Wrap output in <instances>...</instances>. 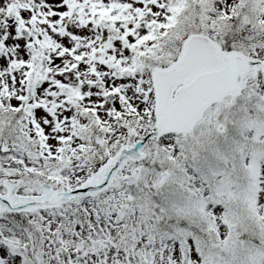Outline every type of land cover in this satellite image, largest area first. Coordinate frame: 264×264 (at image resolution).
Returning <instances> with one entry per match:
<instances>
[{"label": "snow or ice", "instance_id": "snow-or-ice-1", "mask_svg": "<svg viewBox=\"0 0 264 264\" xmlns=\"http://www.w3.org/2000/svg\"><path fill=\"white\" fill-rule=\"evenodd\" d=\"M0 264H264V0H0Z\"/></svg>", "mask_w": 264, "mask_h": 264}]
</instances>
